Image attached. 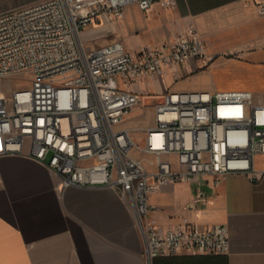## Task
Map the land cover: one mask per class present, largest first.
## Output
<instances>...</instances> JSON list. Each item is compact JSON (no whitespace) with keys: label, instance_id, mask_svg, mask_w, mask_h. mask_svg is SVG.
Masks as SVG:
<instances>
[{"label":"built area","instance_id":"obj_1","mask_svg":"<svg viewBox=\"0 0 264 264\" xmlns=\"http://www.w3.org/2000/svg\"><path fill=\"white\" fill-rule=\"evenodd\" d=\"M130 4L148 11L177 0H37L0 15V155L39 161L63 187L113 188L134 216L148 262L180 252L226 254V224L202 230L184 218L160 227L149 197L188 183L195 207L210 198L204 176L214 187L230 173L259 179L264 99L247 89L167 90L147 105L132 87L207 58V44L188 23L135 51L122 40L85 45L87 27L119 21ZM258 7L264 13V3ZM149 107L151 124L125 125L134 109L144 108L143 117Z\"/></svg>","mask_w":264,"mask_h":264},{"label":"crops","instance_id":"obj_2","mask_svg":"<svg viewBox=\"0 0 264 264\" xmlns=\"http://www.w3.org/2000/svg\"><path fill=\"white\" fill-rule=\"evenodd\" d=\"M258 3L264 0H177L174 8L154 5L148 11L130 4L119 21L95 24L81 37L94 34L93 47L122 40L135 51L194 23L207 44V58L166 69L162 79L149 77L132 88L146 99L198 88L247 89L259 96L264 93V13ZM201 69L202 77L195 79ZM125 125H131L130 119ZM255 168L259 179L230 173L217 187L212 176L202 177L210 198L195 207L194 185L153 192L152 217L160 227L177 226L184 218L202 230L226 224L230 251L180 252L148 262L134 216L113 188L63 187L62 178L39 161L0 155V264H264V155L255 158Z\"/></svg>","mask_w":264,"mask_h":264},{"label":"rangeland","instance_id":"obj_3","mask_svg":"<svg viewBox=\"0 0 264 264\" xmlns=\"http://www.w3.org/2000/svg\"><path fill=\"white\" fill-rule=\"evenodd\" d=\"M27 1H29V0H0V13L9 12V11L15 10V9L21 7L22 4L27 2ZM137 19H139V18H137ZM139 20L142 21L141 19H139ZM89 27H91L90 29H94L95 25H91ZM101 28H105V27H101ZM82 34H81V36H82ZM92 36H94V34L90 35L87 39H82V41L85 43V45L88 48H94L93 44L89 42V40L93 38ZM140 38H141L140 35H136V40L137 41ZM94 46H96V45H94ZM203 71H204V69H201V72H199L197 75L195 74L196 76H198V77H195V79L201 78L203 73H204ZM199 83H202V82H199ZM193 90L194 91H211L210 89H206V88H198V89H193ZM257 97L260 98V99H264V93L260 94ZM159 100H160V98H149V99H146L145 102L147 103V105H150L152 103L158 102ZM150 108L151 107H149V109H147L149 114H147V116L145 115L143 117H140L139 115L143 114L144 108H142L143 110L142 109L140 110L139 108L134 109L132 111L131 116H130L131 125L138 126V125H142V124L152 123L153 122V117H152V114H151L152 111H151ZM137 134H138V132H137Z\"/></svg>","mask_w":264,"mask_h":264}]
</instances>
